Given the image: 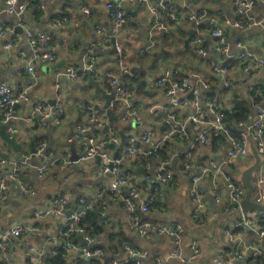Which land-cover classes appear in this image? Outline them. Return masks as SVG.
Masks as SVG:
<instances>
[{
	"label": "crops",
	"instance_id": "crops-1",
	"mask_svg": "<svg viewBox=\"0 0 264 264\" xmlns=\"http://www.w3.org/2000/svg\"><path fill=\"white\" fill-rule=\"evenodd\" d=\"M18 1L32 3L35 0ZM108 1L120 4L127 15L125 23L116 34V43L124 48L122 62L117 49L113 48L112 38L106 36L108 28L112 26V18L106 8ZM254 1L253 14L257 24L248 30H241L223 23L226 16L234 18L235 9L232 0H175L180 13V21L175 24H171L164 13L157 18L154 17L148 8L150 4L139 0H45L46 9L42 10L44 12L42 18L35 16L32 7L20 16L9 15L3 11L6 1L0 0V20L21 27L23 33L27 30L46 31L57 40L51 45L56 60L36 64L40 78L33 86L29 100L18 107L21 118L7 123L5 132L16 135L17 142L21 144V154L18 155L0 134V152L7 153L11 161H17L23 175L22 179L27 184L22 187L16 181L8 182L7 191L0 198V240L12 228H22L20 236H12L8 240L12 250L10 264H32L31 257L34 254L38 257L35 264H51L48 262L51 250L62 245L59 232L64 225V215L35 218L33 216L35 210L46 208L59 194L74 191L76 195L90 197L109 187L110 178L101 173L99 158L92 163L74 160L75 156L82 153L84 141L89 138L101 141L110 138L114 132L122 141L120 145L110 143L109 151L113 158H121L127 144L123 141L122 134L126 135L127 140L131 132L152 129L156 134L154 139L156 141L162 132L161 128L167 127L166 118L170 112L175 113L178 118H184L193 110L190 101L193 97L189 91L181 95L187 99V103L178 106L167 104L170 97L163 90L164 88L156 85L157 78L167 70L172 74L178 72V75L172 77L186 78L192 85H195L200 78L206 80L209 87L202 91V95L204 98H216L223 108L224 116L234 108V100L237 97L246 99L249 97L251 86H255L258 93L262 92L259 102L260 105H264V65L256 69L250 68L247 73L244 72V68L252 65L253 61L264 59V0ZM80 4L90 8L89 17L84 16ZM201 8L209 10V13L216 17L218 26L224 29L229 44V56L235 57L244 53L246 56L237 59L212 53L205 56L194 50L191 40L186 46L185 41L195 34L194 24L187 20V15ZM61 18L66 19L59 25L56 19ZM158 20L171 30L170 34L166 36L162 31L156 32L155 47L144 53L142 49L147 45L148 30ZM207 25L209 21L204 20L203 27L206 28ZM204 40L206 48L214 41L210 35L204 36ZM237 42H242L243 46L238 47ZM90 46H95L99 69L95 79L102 92L97 93L95 86L90 84L89 80L71 81L66 76H61V96L58 98L55 92L56 74L71 66L80 70ZM20 51L31 54L25 38L8 51L0 44V78L15 89L33 83L29 74L25 72ZM221 65L230 67L228 77L233 89L225 88L221 74L214 71L215 67ZM124 67L130 68V73L127 75L132 72L138 73L145 78L147 84L141 93H136V90H134L135 94L129 91L132 104L140 105L141 108L144 105L168 106L166 110H159L156 113L155 119L157 116L159 118L154 119L155 121H148L144 113L140 120L132 118L127 121L122 120V125L115 128L120 116L115 115L118 119L111 120V116L104 108L105 95L113 90L104 84L101 74L104 71H112L123 78L126 76L121 73ZM49 100H59L62 104L60 106L65 108L62 123L55 124L53 120H49L46 126L30 123L27 118L38 117L33 111L35 103ZM55 109L53 108L54 112L57 111ZM256 112L255 108L249 120ZM111 115L113 116L114 113L111 112ZM2 125L3 123L0 124V131ZM80 125L87 128L85 133H77ZM235 130L238 134L242 132L239 123L235 125ZM188 132L192 137H196L198 133L192 125L188 126ZM223 135L226 140L222 145L212 144L213 135L209 136L206 144H197L193 150L192 165L187 170L183 168L180 158L185 146L181 141L173 143V146L171 145L173 152L169 153L165 161L173 177L163 184L156 181L158 163L154 156H149L145 163L131 158L121 159L120 173L130 176L133 183L141 187L144 198L149 194L145 188L147 176L150 177L152 185L155 183L161 185V196L157 204L146 214L137 211V217L155 223L182 225L185 229L183 250L180 258L173 257L175 241L168 235H150L145 240H141L131 224L127 207L113 201L107 212L109 222H103L105 224L103 231L96 232L104 242L106 253L102 260L116 259L124 262L130 260L123 247L112 241L115 231L125 233L129 238V244L147 252V256L142 260L143 264H155L157 258L168 264H216L215 258H221L222 264H250L248 260L250 255L264 253L263 235H259L249 226L236 227L243 214L240 206L231 204L228 190L221 178L213 182L210 175L204 177L201 182L202 199L205 203L204 214L199 221L192 218L195 201L190 193L191 178L208 161L218 162V158L222 160L223 148L230 145L232 140V137ZM35 136L46 138L44 140L46 146L41 155H35L34 152L39 146L34 150L32 148L31 139ZM144 150H152V145H145ZM63 157L68 160L67 163L59 161ZM1 160L2 158H0V174H3L12 166L4 171ZM254 162L255 156L250 146L246 156L238 159L233 166H225V169L237 180L242 170ZM41 166L45 169L43 174L39 175L38 168ZM262 177H264V155L254 179L256 191L253 199L259 203L264 202V183L262 186L257 183ZM27 188L33 189L35 194ZM121 195H115L121 198H117V201L124 200L123 198L128 196V189L123 188ZM34 227L35 230L32 229ZM230 233L234 234L233 240ZM49 237L52 239L50 242L47 240ZM73 241L82 244L79 236L77 241L76 237H73ZM194 248L198 249L197 254ZM67 251V264H81V255L78 252ZM236 253L241 254V257H237Z\"/></svg>",
	"mask_w": 264,
	"mask_h": 264
},
{
	"label": "built area",
	"instance_id": "built-area-1",
	"mask_svg": "<svg viewBox=\"0 0 264 264\" xmlns=\"http://www.w3.org/2000/svg\"><path fill=\"white\" fill-rule=\"evenodd\" d=\"M6 7L4 12L13 15L16 14L20 16L28 8L32 7L31 2L20 3L18 0H5ZM149 5V11L158 17L161 14H166L168 21L171 24H175L180 21V15L178 14V8L175 0H139ZM39 8H46L45 0H37ZM232 4L235 9L234 18L225 17L223 23L227 26L233 28H238L241 30H248L257 24L254 17V0H232ZM80 8L85 17H89L91 14L90 8L80 4ZM106 8L108 9L110 16L112 18L111 30L114 33H118L121 26L126 20V11L122 6L116 2L108 1L106 3ZM187 20L194 24L195 34L191 38V42L194 46V50L200 55L209 56L211 53L219 56H229V44L224 29L218 26V21L214 15H207V10L202 8L197 11L190 12L187 16ZM208 20L209 25L206 28L203 27V21ZM63 21L57 20V24H62ZM213 24H212V23ZM18 26L10 25L6 21L0 20V44L4 50H10L14 45L20 42L23 38L28 42L31 54H26L24 51H20L19 55L25 64V72L29 74L33 83H29L23 88L15 89L10 83L0 78V124L12 122L21 118L19 108L16 105L26 102L30 98V92L35 84H37L40 75L37 72L36 64L42 62H53L56 60V55L51 47L48 46L52 39V35L46 31H35L27 30L26 33H17L16 28ZM158 31L164 33H170L171 30L167 26L156 21L148 30L147 34V45L142 50L146 53L153 47H155L154 34ZM209 35L213 38V43L211 46L206 48L204 46V36ZM238 47H242V42H237ZM118 56L123 61L124 48L123 46L116 45ZM95 46H90L88 53L82 61V67L77 70L75 67H67L65 71L56 74V85L55 92L56 96L59 98L61 96L60 89V77L66 76L69 80H82L86 76L97 77L98 74H94L97 61V55L95 53ZM246 56L242 54L239 56H229V58L234 57V59ZM260 65H264V59H257L253 61L252 65L244 68V72L247 73L250 68L256 69ZM125 73H130V68L124 67L122 69ZM214 71L221 74L224 80L225 88H232V83L229 80L228 74L230 72V67L228 65H221L214 68ZM96 73V72H95ZM178 75V72L172 74L167 70L156 80V85L158 87L164 88L163 90L170 97L168 105L178 106V104L187 103V99L182 97L186 92L192 94V99L190 100L193 106V110L187 114L184 118H178L173 112L167 115V127L161 132L158 140L155 139V132L152 129H146L143 132H131L127 137V144L124 150V154L121 158H113L109 151L110 143L115 145H120L122 139L112 133L110 138H104L98 141L93 138H89L86 142H83L82 153L78 161H83L86 163H92L96 159H100V171L102 174L109 176L110 183L107 189L99 191L97 194L85 197L81 195H76L74 191L67 192L66 194H59L55 196L50 204L42 209L35 210L33 216L35 218H42L48 216H61L64 215V225L59 232L60 242L66 247L67 250L78 252L81 255V264H143L142 260L147 256L145 250H140L135 248L132 244L125 243L123 249L129 255V261L124 262L121 260L112 259L110 261L102 260L105 256L104 242L99 235H93L85 229L83 225L86 223V216L94 207L103 205V217L104 222L108 223L109 218L107 216V206L108 202L104 199L106 195H121V190L123 188L128 189V196L124 197L126 202V207L130 213V220L132 226L137 231L138 236L141 240H145L150 235H168L175 241V250L173 252V257L180 258L182 255V242L185 236L184 227L180 224H167V223H155L148 220H141L135 214L137 211H141L143 214L149 212V206L154 202L157 197V192L159 187L152 185L150 177H146L145 188L149 191L147 197H143L141 188L134 184L131 177L128 175H123L120 173L119 165L121 159H134L140 160L141 157L154 156L157 161L158 173L156 181L160 183L168 182L172 177V171L166 167L164 161L158 160L160 157L159 150L168 141H176L177 139L183 143L185 148L180 153L185 160L188 162H183V168L189 169L191 164V159L193 157V150L197 144L203 145L208 142L210 135L226 134L232 137L230 145L223 148L222 152V163L215 160L208 161L205 165L201 166L199 172L194 174L191 178V189L190 193L194 199V209L192 212V218L199 221L202 218L205 210V203L202 199V181L204 177L210 175L213 182L218 179H223L224 184L228 190L231 204L238 205L241 208V201L246 193L245 187L234 179L230 175L225 166H233L238 159L246 156L249 151L251 144L255 146L261 155H264V105L254 106L257 110L254 117L248 122H240L239 125L242 127V132L239 136H233L225 122V116L222 106H220L216 98H204L202 91L209 87L208 83L204 79H199L195 85H192L188 79L181 77L174 78L172 76ZM103 80H108L112 92H114V97L110 101L109 109L113 113L114 110H118L117 116L120 119L127 121L129 119H141L140 110L132 107L130 93L127 92L120 77L111 71H104L101 74ZM250 92L254 91V86L250 87ZM59 100H56L54 107L57 110L53 111V106L48 102H37L34 105V113L38 114L37 118H27V120L36 125L46 126L49 120H53L55 124H61L64 120L65 108L60 105ZM48 104L51 106H48ZM168 106L162 107L154 106L148 109L149 114H154L159 110H166ZM192 125L193 128L198 131L196 137H192L191 133L188 132V126ZM87 131L86 127L83 125L78 126L77 133H85ZM189 136L192 138L190 139ZM235 137V138H234ZM151 144L152 150L145 151L144 146ZM46 143L42 142L35 155H41L45 149ZM48 160V159H46ZM59 161L68 162L64 157L59 159ZM2 168L4 171L12 166L8 172L0 174V198L4 196L8 188V182L16 181L20 186L25 187L27 185L21 177V170L17 161H11L8 158H3L1 160ZM45 167L41 166L38 168L39 175H42ZM259 186L264 183V177L259 178L257 181ZM31 187V186H30ZM32 194H35L33 189L27 188ZM123 196V195H121ZM258 200V199H257ZM260 201V200H258ZM137 202V204H135ZM264 220V211L255 213L254 216H244L240 217L236 227L249 226L251 229L255 230L259 235L264 236V229L257 226L256 221L259 219ZM33 230L36 227L32 228ZM22 232L21 227H15L9 230L0 240V264H10L9 258L12 254V250L9 247L8 240L11 236H20ZM74 234H79L87 244H79L73 241L72 237ZM231 239L233 240V233H230ZM48 242L52 239L49 237ZM236 241V240H235ZM194 252L197 254L198 249L194 248ZM57 249L53 248L51 254L48 257L55 256L57 254ZM237 257H241V254L236 253ZM33 263L35 264L38 257L34 254L32 255ZM216 264H222L221 258H215ZM155 264H168L161 258L155 260ZM254 264V263H250Z\"/></svg>",
	"mask_w": 264,
	"mask_h": 264
},
{
	"label": "trees",
	"instance_id": "trees-1",
	"mask_svg": "<svg viewBox=\"0 0 264 264\" xmlns=\"http://www.w3.org/2000/svg\"><path fill=\"white\" fill-rule=\"evenodd\" d=\"M37 5H38L37 0L33 1L32 4H31L32 8H34L33 10L35 12L34 13L35 16L37 18H42V17H44V12L42 10L37 9ZM178 14L180 15L179 10H178ZM207 15L208 16L212 15L211 13H209V10H207ZM169 34L170 33H165L166 36H168ZM183 35L184 34L182 33V36ZM54 42H57V40L53 36L52 39H51V41L49 42L48 46L51 47V45ZM230 66L232 67V63L230 64ZM98 70L99 69H98V63H97L96 64V68H95V72L96 73L94 72V74H99V71ZM121 73L123 75H126L123 78L120 77V80L123 83L124 87L126 88L127 92L131 91V92H133L135 94V91L134 90H136V93H141V90L143 91V90H145V87H147L145 78L144 77H141L140 75H138V73L132 72V74L127 75V73H125L123 70H121ZM82 80L83 81H87V80H89V77L86 76ZM104 84L108 88H110V85H109V81L108 80L105 79L104 80ZM261 93H262L261 91H260V93H258V91L256 90V87L254 86V91H252V92H250L248 94L249 97L247 99L246 98L237 97L236 100H234V108L230 112L226 113V115H225V122H226L228 128L230 129V132L232 133L231 135H233V136H239V134L235 130V125H237L240 122H246V121H248L250 119L252 113L255 111L254 102H255L256 105H260L259 99L262 97ZM139 106L140 105L137 106V105L132 104V107H135V108H137V109L140 110L141 115L144 114V113H145V115H147L148 121L155 119V116L157 115L156 114L157 112L154 113V114H149L148 113V109L151 108L150 106L148 107L147 105H144L142 108H141V106L140 107ZM142 110H143V112H142ZM117 111L116 110L113 111L114 115L119 114ZM158 118H159V116H157L156 119H158ZM116 122H117V124L115 125V128L121 126L122 125L121 123L123 121L120 119V120H118ZM36 125H39V124L37 123ZM165 129H166V127L163 126L161 128V131L163 132ZM189 138L191 139L192 137L189 136ZM45 139L46 138L45 137H42V136H35V137H33L31 139V144H32L33 150L37 146H40L41 143L44 142ZM225 140H226V137L223 134H219L217 136L213 135L212 138H211L212 144H214V145L215 144L222 145V144H224ZM177 141H179V140L177 139L176 141H168V142H166L164 144V146H162L160 148V150H159L160 157L158 158V160L165 162L167 160V158H168L169 153L170 152L171 153L173 152V149H172L171 145L173 146V143H175ZM122 146H124V145H122ZM37 149L34 150V152H36ZM147 158L148 157H141L140 160H138L137 162H144L145 163ZM180 158H181L182 162H188L189 161V160H185L182 155H180ZM22 176L23 175H22V172H21V177ZM154 186L159 187L158 188L159 191L157 192L156 199L149 206V209L150 210H152L153 209V206L155 204H157V202L159 200V197L161 196V190H160L161 185H159L158 183H155ZM117 198H120V197H116L115 195H111V194L110 195L108 194V195H106L104 197V199L108 202L107 212H108V208H109L110 204L111 203L113 204L114 202H118L121 206H124V205L126 206V202L124 200L117 201L116 200ZM103 207H104L103 205H99V206L94 207L90 212H88V214L86 216V223L83 226L85 227L86 230H88L89 233H91L93 235L96 232L99 233L100 231H103V229H104V225L105 224L103 223L104 222ZM135 215L138 216L137 215V212H136ZM256 224L261 229H264V220L262 218L259 219V220H257L256 221ZM92 230H93V232H92ZM97 233L95 235H97ZM78 236H79V234H74L73 235L74 238L76 237V241H77V237ZM73 237H72V239H73ZM112 241H115L118 245H120L121 247H123V245L125 243H128L129 242V238H128V236L125 233H123L121 231H115V234L112 236ZM112 249H114V248H112ZM57 252L58 253L55 256L48 257V262H50L51 264H67L66 263V258H67V255H68V251H67L66 247L64 245H59L57 247ZM248 260H249L250 263H254V264H264V253H259V254H255V255L252 254V255H250V257H249Z\"/></svg>",
	"mask_w": 264,
	"mask_h": 264
},
{
	"label": "water",
	"instance_id": "water-1",
	"mask_svg": "<svg viewBox=\"0 0 264 264\" xmlns=\"http://www.w3.org/2000/svg\"><path fill=\"white\" fill-rule=\"evenodd\" d=\"M16 32L17 33H23L24 30L21 27H17L16 28ZM106 36H110L112 38V42L114 43V47L116 50V39L113 37V34L111 31H107ZM192 38V36H191ZM191 38H188L185 41L186 46H188L189 41L191 40ZM89 83L93 84L95 86V90L97 93H101V89L99 86V83L96 79H94V77H90L89 78ZM114 92H111L110 94L105 95L106 97V102L104 104V108L107 110L108 114L111 116V120H117V116L115 115H111V111L109 109V105H110V101L111 99L114 97ZM48 103L51 106H54L56 104V100H49ZM8 124L5 123L1 126V137L3 140H5L9 145L12 146V148L14 149V151L20 155L21 154V144L19 142H17V137L16 135H9L5 132V130L7 129ZM123 136V141L125 143H127L126 141V135L122 134ZM252 150H253V154L255 156V162L254 164L247 166L246 168H244L242 170V174L241 176H238V181L242 184L243 187H245L246 189V193L241 201V212L244 216H254L255 213H258L260 211H264V202L263 203H259L256 202L253 197L256 191V184L254 182V179L256 177V172L258 170V168L260 167L261 163H262V155L258 152V150L255 148V146L253 144L250 145ZM80 157V155L75 156L74 160H78ZM0 158H8V154L7 153H1L0 152ZM218 162L221 164L222 160H220L218 158ZM12 237V236H11ZM82 240V244H87V241L84 240L81 236H79Z\"/></svg>",
	"mask_w": 264,
	"mask_h": 264
},
{
	"label": "rangeland",
	"instance_id": "rangeland-1",
	"mask_svg": "<svg viewBox=\"0 0 264 264\" xmlns=\"http://www.w3.org/2000/svg\"><path fill=\"white\" fill-rule=\"evenodd\" d=\"M37 9H39V10H45L46 8H39V7H37ZM65 19H66V18L56 19V21H57V20L65 21ZM111 27H112V26H111ZM107 31H111L112 34H113V37L116 39V34H117V33H114V32L111 30V28H108ZM108 37H110V36H108ZM115 42H116V41H115ZM116 45H119V44L116 43ZM145 47H146V46H145ZM145 47H144V48H145ZM144 48H143V49H144ZM143 49H142V50H143ZM89 78H90V77H89ZM20 104H21V103H20ZM20 104L16 105V107L18 108ZM53 108H55V107L53 106Z\"/></svg>",
	"mask_w": 264,
	"mask_h": 264
}]
</instances>
